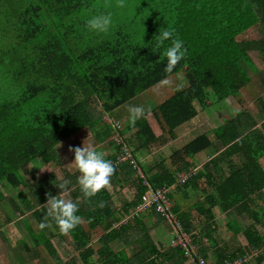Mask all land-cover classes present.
Segmentation results:
<instances>
[{"label": "trees", "instance_id": "16d2710c", "mask_svg": "<svg viewBox=\"0 0 264 264\" xmlns=\"http://www.w3.org/2000/svg\"><path fill=\"white\" fill-rule=\"evenodd\" d=\"M76 1L36 0L17 5L6 16L21 21L16 25L14 47L25 51L23 56L16 52L19 48L11 53L16 65L5 73V84L0 86V184L8 192L18 191V196L9 197L16 210L41 223L47 194L58 195L57 184L68 180V199L78 203L77 215L89 225L87 230L81 222L62 235L54 222L36 232L24 218L35 243L44 245L57 264H92L94 254L98 264H191L179 245L160 251L138 214L122 222L141 202L147 181L153 188L175 184L184 193L192 187L204 194L191 205L194 217L177 204L173 209L200 255L209 260L213 254L212 264H224L253 250L262 253L245 264H264V234L257 228L263 225L259 202L264 189V119L258 122L251 112L241 109L219 126L210 124L215 140L204 132L156 164L145 157L175 139L177 128L198 116L196 104L205 110L229 96H240L241 89L250 84L246 67L257 68L249 50L258 49L264 55V0H154L142 9V19L117 22L106 34L86 27L85 13L89 19L88 12L94 15L95 2ZM166 29L187 49L171 73L164 71L171 41L156 47L159 33ZM172 76L178 82L177 91L148 109L134 125L106 121V114ZM260 102L264 116L261 97ZM90 131L100 143L108 141L112 146L105 158L112 161L115 172L107 189L85 198L74 159L68 170L63 168L61 178L37 175L35 160L61 165L57 147L76 133ZM115 134L124 142L112 140ZM215 141L225 149L193 172L195 156ZM127 150L144 176L133 177L137 167L132 158L121 159ZM183 173L189 176L180 181ZM127 186L134 190L131 201L123 196ZM115 195L121 206L114 202ZM169 196L173 199L172 192ZM6 198L0 190V202ZM101 201L104 207L98 206ZM231 208L249 220L244 227L237 220L230 226L240 241L235 249L215 236L217 218ZM151 212L164 219L156 210ZM99 227L105 232L95 249L91 231ZM67 236L74 241L77 255L70 252ZM114 241L135 242L136 253L126 256L114 250Z\"/></svg>", "mask_w": 264, "mask_h": 264}, {"label": "rangeland", "instance_id": "374dc122", "mask_svg": "<svg viewBox=\"0 0 264 264\" xmlns=\"http://www.w3.org/2000/svg\"><path fill=\"white\" fill-rule=\"evenodd\" d=\"M57 1V0H56ZM154 0H124L125 7L120 8L117 6V0H77L76 2H95L93 7H95L96 11H94V15H91L89 12L90 18L95 15H99L101 13L107 14L111 13L112 15V26L115 25V23L123 21L124 23L133 21L136 19H142L143 18V11L142 9L145 8V6H148L153 2ZM17 8V6L14 5H2L0 6V86L5 84L6 76L5 73H9V69H11L15 63H13L14 53L15 49H18V47H14L16 45V39H17V30L16 25L21 24V21L18 22L16 17L14 19H7L12 14L8 11ZM82 12L85 13V11L82 10ZM87 16V19H89L87 13H85ZM7 16V18H6ZM45 19H52L51 15L46 16ZM48 21V20H46ZM260 29V25L258 26ZM262 29V27H261ZM23 51H25L23 48H19L16 52L23 56ZM15 52V53H16ZM249 55L256 65L257 70L253 71L250 68L246 67L248 70L250 76H251V82L248 86L244 87L240 91V96H229L227 99L216 102L212 104L209 108L203 110L199 104H196L197 109L199 110V114L194 119L190 120L189 122L184 123L180 127L177 128V137L175 139H169L168 144L162 147H157L153 149L152 153L147 152L145 157L147 159H150V162L152 164H156V161L160 160L163 157H167L170 154H172L176 149L182 147L185 145L188 141L195 138L201 133L207 132L211 139L215 140L213 132L209 128L210 124L212 126H219L226 122L230 117L234 116L237 112H239L241 109H245L249 112H251L256 118L258 119V122L263 121L264 116L262 114L261 102L260 97L264 101V55L258 50V49H251L249 50ZM244 64V62H242ZM180 76V75H179ZM174 76L168 78L170 81H172V84L170 86H165L161 83H158L157 85L139 93L134 99H132L130 102L122 105L121 107H118L112 114H106L105 119L107 122H113L116 125L118 123H121V125L130 122L129 121V112L128 108L131 105L134 106H141L144 108V113L147 112L148 109L156 107L159 103L170 97L172 94H174L178 89V82L176 81ZM181 77V76H180ZM240 97V99H239ZM258 127L260 130H262V126L260 123L258 124ZM118 139L119 141H123V138L119 134H115L112 137V140ZM92 145L97 148V150L103 151L105 153V157H107L112 152V146L110 142L100 143L96 136L90 131L88 134L83 133H76L72 137L68 138L67 140L63 141L57 148L59 157L61 158V165L51 162L52 164H43L41 160L37 159L35 160V166L33 165V169H35L37 175L39 176H49L50 178L53 176H58L59 178L62 177V171L63 168L68 170L71 165L69 164L74 159V152L69 151V147H76V146H89ZM221 144L219 141H215L214 145L212 147H209L208 149L204 150L203 152H200L196 155L195 161L199 168H202L204 163L207 161V159L214 154L217 149L221 148ZM134 148V147H132ZM126 150V147L124 148ZM131 152V151H129ZM124 154V153H123ZM142 156H140V160ZM197 167V168H198ZM197 168H194V170H197ZM43 169V170H41ZM133 177H137V174L134 173ZM0 190L4 193V195L7 197L5 200L0 202V254L4 255L7 252V254L10 252V250L14 249V246L20 245V256H17L13 254L17 260L12 261L14 256L10 255L6 256L7 261H5L6 264H36L34 262V258L37 257L40 264H57L53 257L48 253L45 246H35L33 243L34 240L32 239L28 228L24 225V218H28L29 221H31V215L21 214L18 210H16L13 207L12 199L15 198L14 196H18V191L10 189L9 192L0 184ZM39 193V191H38ZM69 192L64 194L65 198L68 199ZM12 196V199L9 198ZM39 196L42 197V194L39 193ZM123 196L126 199L132 200L134 198V190L131 187H125L123 189ZM203 194H198L197 192H191V197L185 198L183 196H180L178 198V203L181 202V205L184 206V204H189L190 201L196 200L197 197L202 198ZM113 200L116 204L121 206V201L118 196H114ZM175 202V199H174ZM231 210L229 213H222L217 218V223L219 228L215 231V236L218 240V242L227 241L229 244H231L233 247L236 248L240 245V241L238 237L234 234V236L231 237L230 232L227 231V228L225 227L226 223L228 222L230 217H235L240 220L241 225H247L249 223V220L246 215H240L237 213V211L233 208L228 209ZM261 212V210H260ZM148 213V216L146 214ZM141 215H145V218L148 220H151L150 223L153 224L156 222L155 215L147 210V211H141ZM262 216V214H261ZM133 219L131 215H128L126 218L122 220V222L126 220ZM262 222L261 225L257 224L258 230L264 234V212L262 216ZM33 224V227L38 228L39 223L36 221H31ZM87 230H89V225L86 221L83 220L82 222ZM148 228H150L149 232L152 231L151 227L156 226L149 225L148 221H146ZM164 224L167 225V227L172 225L168 223L166 219H164L163 222L159 223L157 227V231L154 230L152 232V235L155 240H158V235L160 238L166 239L168 236L170 229H165L164 233H160V228L164 227ZM225 224V225H224ZM239 224V223H238ZM239 224V225H240ZM173 229V228H172ZM53 230V228H52ZM92 232V240L91 245L96 248L100 246L99 238L100 236L105 232L103 228L99 227V229H94ZM48 233V232H46ZM171 234H169L170 236ZM11 239H9V237ZM13 242V244L11 243ZM24 241L26 245H28L32 251L28 252L25 250V247L20 244V242ZM66 241L70 245L69 249L70 252L77 255L78 250L75 248L74 241L67 236ZM164 242V241H163ZM5 246V247H4ZM111 246L116 251H122L126 256L133 255L136 253V246L137 244L131 243V244H124L122 241H114ZM262 253V251H261ZM213 255V254H211ZM3 257V256H2ZM97 254H94L90 262L92 264H98L96 262ZM21 261H20V260ZM4 259H1V263H3ZM82 264V263H81ZM166 264V263H165Z\"/></svg>", "mask_w": 264, "mask_h": 264}, {"label": "clouds", "instance_id": "9594fccd", "mask_svg": "<svg viewBox=\"0 0 264 264\" xmlns=\"http://www.w3.org/2000/svg\"><path fill=\"white\" fill-rule=\"evenodd\" d=\"M117 6L124 8L126 6L124 0H117ZM111 26V13H101L92 16L86 22L88 30L98 34L108 33ZM166 41H171V43L167 46L165 51L167 63L165 64L164 71L166 73H171L177 64L185 58L187 49L184 47L183 41L175 38L173 31L167 29L159 33L156 47L160 48L164 46ZM162 84L170 86L172 81L165 78L162 80ZM128 112L129 121L132 125L144 116V108L141 106L131 105L128 108ZM112 124L115 123L112 122ZM69 151L74 152V160L72 162L74 163L76 170L79 172L78 184L80 191L85 198L90 199L95 197L99 192L110 186L111 178L115 172V166L112 161L105 158V153L103 151L97 150V148L92 145L82 147L70 146ZM69 183L70 181L63 180L61 183L57 184L61 190L58 195H52L51 193L47 194V212L45 220L39 224L41 230L51 227L52 222H54L59 229L60 234L67 235L81 224L82 217L77 215V212L79 211L78 203L71 199H66L63 195L68 192ZM98 206L104 207V202L101 201ZM172 246L178 245H173L172 243Z\"/></svg>", "mask_w": 264, "mask_h": 264}, {"label": "built area", "instance_id": "2783aa9c", "mask_svg": "<svg viewBox=\"0 0 264 264\" xmlns=\"http://www.w3.org/2000/svg\"><path fill=\"white\" fill-rule=\"evenodd\" d=\"M121 159H131L134 166L137 167L136 174L138 176H144L142 167L137 164L135 159H133L131 152L127 150V152L121 156ZM192 171L194 172L195 170L193 169ZM188 176L189 173L181 174L180 181L186 180ZM144 184L148 186V189L142 195L141 202H139L134 210L131 211V217L133 218L141 211L156 210L171 223L173 227L172 243L173 245H179L182 247L184 255L188 258L189 263L212 264L204 256L200 255L198 247L194 243L191 235L183 229L177 214L174 212V203L170 198L169 193L175 188V184L171 186H163L162 188H153L147 181H145ZM260 253L261 251L253 250L252 252L241 255L233 260H226L224 264H245L254 261Z\"/></svg>", "mask_w": 264, "mask_h": 264}, {"label": "crops", "instance_id": "0c3cea01", "mask_svg": "<svg viewBox=\"0 0 264 264\" xmlns=\"http://www.w3.org/2000/svg\"><path fill=\"white\" fill-rule=\"evenodd\" d=\"M36 0H2V2H0V5H25V4H30V3H32V2H35ZM192 140V139H191ZM222 146V145H221ZM223 149H225V146H222L221 148H219V149H217V151L214 153V154H212L208 159H207V161L210 159V158H212L216 153H218L220 150H223ZM203 152V151H202ZM196 157V156H195ZM234 158L236 159V156H234ZM206 161V162H207ZM196 162V161H195ZM205 162V163H206ZM204 163V164H205ZM198 167V165H197V163H196V167L195 168H197ZM198 169H201V168H197V170ZM181 188H175L173 191H172V201H173V203H174V205L175 204H177V206L178 207H180L182 210H187V211H189L190 213H191V216L192 217H194L195 216V211H193L191 208V205L193 204V202H195L196 200H198V199H201V197H197V199L196 200H192V201H190L189 202V204H188V206H187V204H184V206L183 205H181V202L180 203H178V198H180V196H183V197H185V198H189L190 199V197H191V192H197L198 194H203V193H201L199 190H195L194 188H192V187H188L187 189H186V191H185V193L184 192H182L181 190H180ZM64 195V194H63ZM203 196H204V194H203ZM203 196H202V198H203ZM174 199H175V202H174ZM128 201H131V200H129V199H127ZM260 206H261V208L259 209V210H261V212H260V214H263V212H264V189H263V191H262V193H261V200H260ZM229 212H231V210H227V211H225L224 213H229ZM223 213V214H224ZM22 214V213H21ZM239 214V213H238ZM23 215H25V214H23ZM139 215V217L140 218H143V220L145 221V223H146V221H148V224L151 226V225H156V226H153V227H151L152 229V231H150L149 232V230H150V228H148L147 227V229H148V233H149V235L151 236L152 235V232L154 231V230H156L157 231V227H158V225H159V223H161V222H163L164 221V219H162V220H160L159 218L157 219V218H155L156 219V222H154L153 224H151L150 223V221L151 220H148L147 218H145V215H141L140 216V214H138ZM146 216H148V213L146 214ZM234 220H237L239 223H240V220L239 219H237V218H235L234 216L233 217H230L229 218V220H228V222L226 223V225H225V227L227 228V231L228 232H230V235H231V237L232 236H234V233H233V231H229V230H231L230 229V226H231V224L233 223V221ZM24 221V220H23ZM31 221H36L35 219H31ZM30 221V222H31ZM36 222H38V221H36ZM24 223V225L26 226V223H25V221L23 222ZM168 223L169 224H171L169 221H168ZM31 224H33L32 222H31ZM40 224V223H39ZM147 224V223H146ZM259 225H261V224H259ZM33 226V225H32ZM241 226H246V225H241ZM27 227V226H26ZM34 228V230L36 231V232H39V231H41L40 230V228L38 227V228H35V227H33ZM173 228V227H172ZM171 228V226H169V227H167V225L166 224H164V227H162V228H160V233H164V231H165V229H170V231L169 232H167V233H169V234H171L170 236H169V234H168V236L166 237V239H165V237L162 239V238H160V236H159V234H157L158 235V239L160 240L159 242H158V240H155L154 239V237L153 236H151V238L153 239V241H154V243L156 244V246L159 248V250L160 251H163L164 249H166V248H169V247H171L172 246V241H173V229ZM9 237V236H8ZM9 239H11V237H9ZM32 239L34 240V238L32 237ZM164 241V242H163ZM227 242V241H226ZM11 243L13 244V242L11 241ZM34 244H35V246L37 245L36 243H35V240H34V242H33ZM20 244L21 245H23L24 247H25V250L26 251H28V252H31L32 251V249L28 246V245H26L25 243H24V241H22V242H20ZM227 244L228 245H231V244H229L228 242H227ZM37 246H40V245H37ZM42 246H44V245H42ZM232 246V245H231ZM5 247V246H4ZM20 248H21V246L20 245H17V246H14V249L13 250H10V252L9 253H11L10 255H13V254H15V255H17V256H20V253H19V251H20ZM46 248V247H45ZM47 250V249H46ZM3 253H5L4 255L2 254V256H1V254H0V264H6L5 263V261H7L8 259H6V256H8L9 255V253L7 254V252H3ZM14 256V255H13ZM4 259V261H3V263H1V259ZM10 259H12V261L14 262V261H16L17 260V258L14 256L13 258H10ZM20 260V259H19ZM34 262L36 263V264H40L39 263V261H38V258L37 257H35L34 259ZM213 260V255H210V257H209V261H212ZM21 261V260H20ZM187 263H189V261H187ZM165 264V263H164ZM166 264H170V263H168V262H166Z\"/></svg>", "mask_w": 264, "mask_h": 264}]
</instances>
